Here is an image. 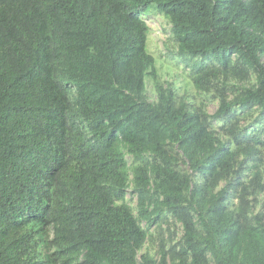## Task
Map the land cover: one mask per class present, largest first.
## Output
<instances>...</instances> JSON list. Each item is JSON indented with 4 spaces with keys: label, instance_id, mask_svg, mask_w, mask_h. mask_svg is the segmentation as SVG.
<instances>
[{
    "label": "trees",
    "instance_id": "obj_1",
    "mask_svg": "<svg viewBox=\"0 0 264 264\" xmlns=\"http://www.w3.org/2000/svg\"><path fill=\"white\" fill-rule=\"evenodd\" d=\"M0 264H264V0H0Z\"/></svg>",
    "mask_w": 264,
    "mask_h": 264
},
{
    "label": "rangeland",
    "instance_id": "obj_2",
    "mask_svg": "<svg viewBox=\"0 0 264 264\" xmlns=\"http://www.w3.org/2000/svg\"><path fill=\"white\" fill-rule=\"evenodd\" d=\"M146 22L150 28L148 35V50L156 58V65L158 68V74L163 81H171L175 87L180 89V94H188V100L200 102L204 100L207 103V111L213 113L217 108V103L212 101L211 98H206L203 94H198L192 85L186 84V78L183 74L182 62L176 64V60L172 58L171 54L167 52L164 41L169 36V30L167 24L160 16L148 15ZM162 20V21H161ZM187 85V87H185ZM187 88V90H184ZM129 198V196H128ZM130 205L136 211V200H130ZM151 251L157 250L160 240H164L167 243L177 241L181 235V231L178 227L170 225L169 227L163 225V228H151Z\"/></svg>",
    "mask_w": 264,
    "mask_h": 264
}]
</instances>
